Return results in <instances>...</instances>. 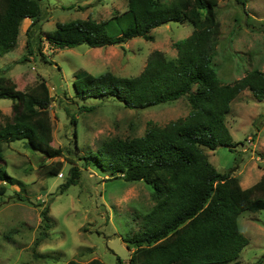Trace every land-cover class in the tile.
Instances as JSON below:
<instances>
[{"label": "rangeland", "instance_id": "obj_1", "mask_svg": "<svg viewBox=\"0 0 264 264\" xmlns=\"http://www.w3.org/2000/svg\"><path fill=\"white\" fill-rule=\"evenodd\" d=\"M45 10L41 23L29 26L28 17L21 21L16 45L0 55V76L20 89L45 80L51 96L52 144L62 150L45 157L24 138L3 144V165L14 182H5L6 192L0 196V264H64L70 258L93 257L115 264L116 255L127 263L133 247L128 248L123 237L140 228V214L152 206L151 185L110 176L83 156L110 137L143 134L149 121L163 125L183 117L190 106L185 95L139 109L113 96L80 98L74 93L73 72L82 68L93 74L108 70L136 75L154 49L174 57L177 50L172 43L187 36L193 26L188 20L169 21L151 28L152 40L134 36L116 44L59 48L43 39L44 31L56 22L112 18L107 30L115 35L127 21V0H48ZM216 12L220 26L213 61L220 80L231 82L254 67L264 71V0H247L244 6L218 0ZM11 101L0 97V121L11 114ZM225 123L234 145L204 151L218 171H231L240 186H249L264 174V98L243 88L230 101ZM58 163L56 174L43 172L46 164ZM72 165L79 168L78 180L60 189ZM44 207L51 222L46 234H42ZM237 222L248 238L238 257L252 264L264 253V208L243 210ZM38 253L44 255L35 256Z\"/></svg>", "mask_w": 264, "mask_h": 264}, {"label": "trees", "instance_id": "obj_2", "mask_svg": "<svg viewBox=\"0 0 264 264\" xmlns=\"http://www.w3.org/2000/svg\"><path fill=\"white\" fill-rule=\"evenodd\" d=\"M46 1L0 0V55L16 45L24 18L31 19L29 26L41 23ZM235 1L244 6L247 0ZM217 3L127 0V21L115 35L107 30L112 18L96 20L90 16L58 21L43 33L49 45L63 48L81 43H122L134 36L152 40L151 28L169 21L188 20L193 26L187 36L172 43L177 50L174 57L154 49L136 75L120 76L108 70L93 74L82 68L73 72L74 93L80 98L113 96L125 106L139 109L185 95L190 106L183 117L163 125L149 121L143 134L110 137L83 156L110 176L151 185L152 206L140 214V228L123 237L126 246L133 247L127 263L116 255L115 264H244L238 256L248 238L240 231L237 217L245 209L264 208V174L242 187L231 171L216 169L204 148L234 145L225 123L230 101L245 87L257 99H263L264 71L254 67L231 82L220 80L213 61L220 26ZM36 34L39 41V30ZM39 52L43 53L41 49ZM0 97L12 100L11 114L0 121L1 196L7 189L5 182H14L3 165L5 142L24 138L28 146L45 157L59 155L62 149L52 144L51 96L45 80L20 89L0 76ZM71 120L76 121L73 116ZM59 167V163L46 164L43 172L56 174ZM69 172L60 189L77 182L78 166L72 165ZM46 213L44 207L42 234L47 233L51 223ZM38 254L35 256L44 255ZM263 259L264 253L252 264H261ZM64 264L106 263L93 257L85 261L70 258Z\"/></svg>", "mask_w": 264, "mask_h": 264}]
</instances>
